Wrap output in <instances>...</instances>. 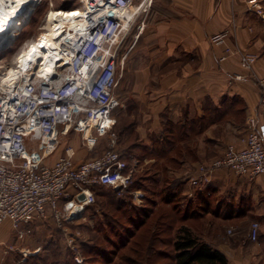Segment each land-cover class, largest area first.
Returning a JSON list of instances; mask_svg holds the SVG:
<instances>
[{"label": "crops", "instance_id": "1", "mask_svg": "<svg viewBox=\"0 0 264 264\" xmlns=\"http://www.w3.org/2000/svg\"><path fill=\"white\" fill-rule=\"evenodd\" d=\"M151 4L136 15L118 64L122 95L114 117L121 114L134 129L120 133V138L136 140L131 157L137 165L132 168L143 171L147 163L148 168L154 163L156 167L158 160L161 164L170 156L175 165L166 163L167 175H158L159 183L164 176L170 179L165 192L177 186L176 192L187 200L201 202L192 211L195 216L215 217L222 224L221 229L205 232L202 241L224 254L228 264H264V175L248 178L218 169L210 174L206 188L188 196L189 176L199 165L210 163L209 155L221 154L230 144L242 146L251 119L264 132L257 81L247 75L233 79L235 73H243L239 55L220 61L224 46L211 40L230 31L226 44L255 54L253 74L264 76V17L246 9L244 0H160L153 8ZM253 222L259 223L256 241L250 238ZM229 226L233 234L227 236ZM24 245L12 222L5 220L0 227V264L27 261L19 258Z\"/></svg>", "mask_w": 264, "mask_h": 264}, {"label": "built area", "instance_id": "2", "mask_svg": "<svg viewBox=\"0 0 264 264\" xmlns=\"http://www.w3.org/2000/svg\"><path fill=\"white\" fill-rule=\"evenodd\" d=\"M84 1L89 3L90 17L83 33H78L69 44L63 42L69 52L61 50L63 59L54 75L49 79L31 77L11 92L0 91V227L10 220L18 228L47 218L51 212L61 215L66 211L74 216L95 203L94 187L121 193L129 189L133 179L134 168H128L121 150L115 147L98 157L76 161L73 147L68 146L65 155L49 161L60 144L61 129L75 126L89 135L93 129L104 134L116 120L120 45L115 40L122 33L127 36L136 16L126 19L125 29L123 17L113 10L128 8L134 0ZM258 3L255 1L249 8L264 17V9ZM221 36L225 33L218 34L216 39L220 37L221 41ZM242 58L246 75L257 81L260 106L264 108V76L253 74L255 57ZM242 77L245 75L233 78ZM41 139L44 143L37 151L29 148ZM218 169L251 178L264 175V132L259 131L254 119L250 120L241 147L228 145L221 156L199 165L189 176L188 196L206 188L211 183L210 174ZM82 193L84 200L79 199ZM132 195L137 205L143 203L145 194L141 190L135 189ZM71 203L82 209L73 213ZM258 233L259 223L253 222L250 238L256 241ZM23 234L20 232V236ZM75 259L82 262L79 256Z\"/></svg>", "mask_w": 264, "mask_h": 264}, {"label": "rangeland", "instance_id": "3", "mask_svg": "<svg viewBox=\"0 0 264 264\" xmlns=\"http://www.w3.org/2000/svg\"><path fill=\"white\" fill-rule=\"evenodd\" d=\"M140 1L136 0V2ZM255 1L256 3L259 2L258 4H261L264 9V0H244L246 9H250L249 5H253ZM79 2V0H43L34 13L25 17L24 25L19 30L20 36L17 41L0 51V58L2 59L0 70L3 71L7 67L9 68L10 66L7 64L14 63L17 65L18 56L26 54L31 42L41 38L45 32L46 14L52 8L51 5H54L53 7L73 9V6L80 4ZM159 4L160 0H153L151 5H153V8L159 7ZM144 9L146 10L147 7ZM139 13H142L141 10ZM223 33H225V36H221V41H219L220 37L216 39L218 34L211 38L214 44L224 46L219 60L224 61L238 54L239 62L243 69L242 55L244 57H255L254 67L257 56L244 52L239 46L227 45L226 41L231 32L226 30ZM123 35L122 33L120 35L121 38L118 40L120 51L125 50L128 44V37L124 35V38ZM262 37L264 41V30ZM119 62H121V57ZM244 70L243 73H235L232 76L246 75L248 72ZM116 95L120 104L122 93L119 81ZM116 117L115 123L104 134H99L96 129H93L92 135H89L86 130H78L75 126L61 129L59 135L60 144L50 156L49 161L56 159L60 155H65L68 146L73 147L76 161L98 157L114 147L120 150L129 147L136 140L128 141L120 138V133L121 131L128 132L130 129L134 131V129L129 125L130 121L124 116L119 114ZM218 119L215 120L217 121ZM220 121L225 124V120ZM42 143L44 142L41 141L39 144L41 147L43 146ZM39 145L33 151H37ZM226 147L221 154H216L214 151V155H209V158H212L210 162L221 156L225 152ZM29 148L32 149L33 145ZM166 163L170 166L175 165L171 163L169 156L161 164L158 160L156 167L148 168L149 163H147L143 171L141 169L134 171L137 174L138 183H141L144 189L134 188L130 191V196H128L127 190L120 193L112 188L99 187L97 204L89 205L74 216L66 211H63L61 215L51 212L47 218L36 219L34 222L16 227L18 238L23 240L24 246H26L19 258L21 260L28 258V263H24L25 260H23L21 264H176L173 257V243L182 225L186 224L201 239L208 230L211 229L210 231L212 232L219 228L221 229L222 224L218 223L215 217H209L208 220L207 218H202L201 215L195 216L197 212L192 213V211L199 209L200 201L193 200L190 202V200L185 197L182 199L180 196L173 198L171 201L168 200L169 202L164 201L163 195L166 193L165 189L168 187L167 183L170 179L168 177L165 179L164 176V178H160L161 182L158 185L155 184L154 180L158 178L157 175L159 174L156 175L158 168L162 170L163 174L167 175L164 170ZM229 172L232 173L231 171ZM245 177L251 178L249 176ZM135 189H139L145 194V199L140 205H137L132 197V192ZM143 212L150 214L145 218L142 215ZM143 220L145 222L141 223ZM231 228L233 227L229 226L225 229L227 236L233 234V229ZM22 231L24 234L20 236ZM33 246H38V250L35 251ZM41 248L43 249L41 250ZM29 249H33V252L30 253ZM39 249L40 252L38 253ZM32 253H35V255H29ZM38 255H43L44 260L38 262V258H31ZM76 256L82 259L81 263L76 261Z\"/></svg>", "mask_w": 264, "mask_h": 264}, {"label": "bare ground", "instance_id": "4", "mask_svg": "<svg viewBox=\"0 0 264 264\" xmlns=\"http://www.w3.org/2000/svg\"><path fill=\"white\" fill-rule=\"evenodd\" d=\"M153 0H141L124 9L113 10V13L123 17L124 28L128 26L127 18L148 7ZM43 0H0V51L13 45L20 36L19 30L24 25V19L27 15L34 13L37 6ZM80 4L73 9L50 8L46 14V23L44 25V34L39 40L32 41L26 54L18 56V64H7L10 66L6 70H0V91L11 92L18 85L24 84L31 77L36 79H49L56 72V67L60 59H63L61 50L67 53L69 47L62 45L76 39L78 33H83L86 22L90 17L89 3L80 0ZM139 3V4H138ZM78 13V15H72ZM117 36L115 41H118ZM35 48V51L32 49ZM31 56V59H29ZM2 59H0V62ZM23 61V62H22ZM65 63V62H64ZM1 69V68H0ZM38 135H33L35 138ZM46 139V137H44ZM40 141L35 143L37 147ZM44 142V141H43ZM43 144V143H42ZM48 152V150H46ZM51 151V150H50ZM70 204V210L74 212L82 209L80 206Z\"/></svg>", "mask_w": 264, "mask_h": 264}, {"label": "trees", "instance_id": "5", "mask_svg": "<svg viewBox=\"0 0 264 264\" xmlns=\"http://www.w3.org/2000/svg\"><path fill=\"white\" fill-rule=\"evenodd\" d=\"M224 114L226 116L227 113H224ZM224 114L222 113V114H220V116L224 115ZM179 130H181V128ZM180 135H183V134H180ZM181 137L182 136H180V138ZM134 144L135 143H133L132 145L130 144L131 147L129 146V147H126L125 149L121 150L122 156L128 162V168H132L134 166V164H135L134 163V158L131 157V152L133 151L132 147H133ZM169 147H170V145L168 146V148ZM155 165L156 164L154 163V165L152 167H154ZM166 169H167V167L164 168V170H166ZM160 171H162V170L158 168L157 171H156V175L159 174ZM136 175H137L136 173H133V179L131 181L129 189L127 190L128 196H130V191L132 189H134V188H140V189L142 188V189H144L142 187L143 185L141 183H138ZM154 182H155L156 185H158L159 178L154 180ZM178 189L179 188L176 186V187H173L171 190L167 191L163 195V197L165 199L164 201L169 202L173 198H178V196L181 197V195L176 192V191H178ZM93 191L96 194V201L93 204V205H95L98 202V194H99L98 193V187L93 188ZM184 197L188 198L186 195L181 197V198L184 199ZM140 214H141V212H140ZM148 214H150V213L143 212L142 215H144L145 218H147ZM32 222H34V221H32ZM144 222H145L144 220L141 221V223H144ZM140 226H141V224H140ZM31 232H33V231L31 230ZM173 245H174V255H173V257H174V260L176 261V264H228L227 258L225 257L224 254H222L213 245L202 241L200 239V237H198L191 230V228L188 227L186 224L182 225L180 227L179 233H178ZM31 258H35V259L38 258V260H37L38 262L40 260H44L43 255H41V256L38 255V256L31 257ZM26 260H28V259H26ZM24 263H28V261H25Z\"/></svg>", "mask_w": 264, "mask_h": 264}, {"label": "water", "instance_id": "6", "mask_svg": "<svg viewBox=\"0 0 264 264\" xmlns=\"http://www.w3.org/2000/svg\"><path fill=\"white\" fill-rule=\"evenodd\" d=\"M79 199H80V200H84V199H85V194L82 193V194L79 196Z\"/></svg>", "mask_w": 264, "mask_h": 264}, {"label": "snow or ice", "instance_id": "7", "mask_svg": "<svg viewBox=\"0 0 264 264\" xmlns=\"http://www.w3.org/2000/svg\"><path fill=\"white\" fill-rule=\"evenodd\" d=\"M72 15H78V13H73ZM32 51H35V48H33ZM29 59H31V56H29Z\"/></svg>", "mask_w": 264, "mask_h": 264}]
</instances>
